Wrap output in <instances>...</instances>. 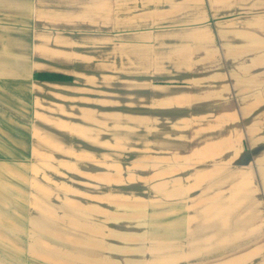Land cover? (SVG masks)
I'll return each instance as SVG.
<instances>
[{
	"label": "crops",
	"instance_id": "0c3cea01",
	"mask_svg": "<svg viewBox=\"0 0 264 264\" xmlns=\"http://www.w3.org/2000/svg\"><path fill=\"white\" fill-rule=\"evenodd\" d=\"M0 264H264V0H0Z\"/></svg>",
	"mask_w": 264,
	"mask_h": 264
},
{
	"label": "trees",
	"instance_id": "16d2710c",
	"mask_svg": "<svg viewBox=\"0 0 264 264\" xmlns=\"http://www.w3.org/2000/svg\"><path fill=\"white\" fill-rule=\"evenodd\" d=\"M38 78L41 80H55V81H61V80H68L69 77L65 75H61L58 73H40L38 75Z\"/></svg>",
	"mask_w": 264,
	"mask_h": 264
}]
</instances>
